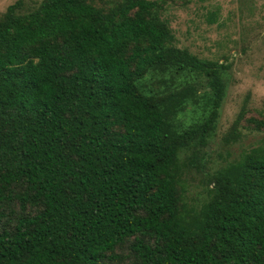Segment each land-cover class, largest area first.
<instances>
[{
  "label": "trees",
  "instance_id": "obj_1",
  "mask_svg": "<svg viewBox=\"0 0 264 264\" xmlns=\"http://www.w3.org/2000/svg\"><path fill=\"white\" fill-rule=\"evenodd\" d=\"M109 2L0 12V264H119L122 247L132 264H264V142L182 199L226 65L175 46L155 0Z\"/></svg>",
  "mask_w": 264,
  "mask_h": 264
},
{
  "label": "rangeland",
  "instance_id": "obj_2",
  "mask_svg": "<svg viewBox=\"0 0 264 264\" xmlns=\"http://www.w3.org/2000/svg\"><path fill=\"white\" fill-rule=\"evenodd\" d=\"M13 1L0 0V12ZM38 1L24 0L25 7ZM109 1L112 0H94V3L107 6ZM155 1L161 7L160 17L167 22L175 46L226 65L214 131L204 146L208 160L202 173L188 168L181 177L183 202L196 206L205 197L207 173L264 142V125L253 129V123L245 121L248 117L264 121V0ZM192 110L185 109V120L195 117ZM240 111L243 115L235 125L238 134L231 140L227 135ZM117 252L123 257L119 264H132L131 258H126L129 256L126 247Z\"/></svg>",
  "mask_w": 264,
  "mask_h": 264
}]
</instances>
